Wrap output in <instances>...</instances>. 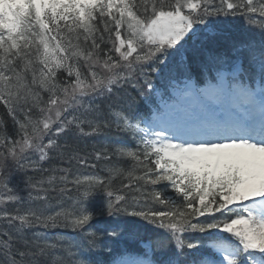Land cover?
<instances>
[{"label":"snow or ice","instance_id":"1","mask_svg":"<svg viewBox=\"0 0 264 264\" xmlns=\"http://www.w3.org/2000/svg\"><path fill=\"white\" fill-rule=\"evenodd\" d=\"M0 106V264H264V0H0Z\"/></svg>","mask_w":264,"mask_h":264},{"label":"trees","instance_id":"2","mask_svg":"<svg viewBox=\"0 0 264 264\" xmlns=\"http://www.w3.org/2000/svg\"><path fill=\"white\" fill-rule=\"evenodd\" d=\"M242 23V21H240ZM237 23H239V21H237ZM128 95L131 97V98H134L133 100V104H138L140 103V100L139 98L137 97L135 91H133L132 89H129L128 90ZM4 112V109L2 106H0V113H3ZM68 235H71V233H66Z\"/></svg>","mask_w":264,"mask_h":264}]
</instances>
